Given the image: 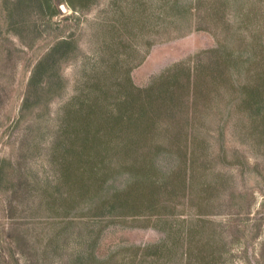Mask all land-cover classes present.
<instances>
[{"label":"rangeland","instance_id":"obj_1","mask_svg":"<svg viewBox=\"0 0 264 264\" xmlns=\"http://www.w3.org/2000/svg\"><path fill=\"white\" fill-rule=\"evenodd\" d=\"M0 264H264V0H0Z\"/></svg>","mask_w":264,"mask_h":264}]
</instances>
